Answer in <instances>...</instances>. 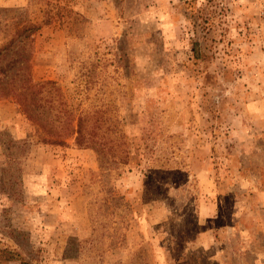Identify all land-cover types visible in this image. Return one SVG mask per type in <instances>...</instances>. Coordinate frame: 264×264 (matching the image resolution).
<instances>
[{"label":"rangeland","instance_id":"obj_1","mask_svg":"<svg viewBox=\"0 0 264 264\" xmlns=\"http://www.w3.org/2000/svg\"><path fill=\"white\" fill-rule=\"evenodd\" d=\"M28 23L96 135L0 98V264H264V0H0Z\"/></svg>","mask_w":264,"mask_h":264},{"label":"trees","instance_id":"obj_2","mask_svg":"<svg viewBox=\"0 0 264 264\" xmlns=\"http://www.w3.org/2000/svg\"><path fill=\"white\" fill-rule=\"evenodd\" d=\"M40 29L41 25L25 24L0 46V64L7 61L6 65L0 67V98L12 97L18 101L28 119L42 128L44 143L64 144L63 138L74 136L78 146H87L96 134L94 130L87 129L86 114L76 113L58 82L35 81L28 72L31 54L26 49L32 48L34 35ZM20 36L23 37L18 38ZM14 54L18 56L14 58ZM200 56L196 50V58ZM62 120L58 129L54 123ZM74 121L76 124L72 125ZM5 252L8 253V260L14 259L11 252Z\"/></svg>","mask_w":264,"mask_h":264}]
</instances>
